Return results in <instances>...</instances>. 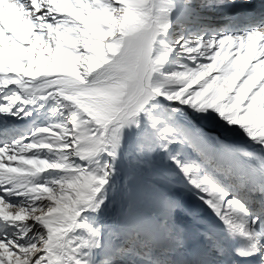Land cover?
Wrapping results in <instances>:
<instances>
[{"label": "snow or ice", "instance_id": "1", "mask_svg": "<svg viewBox=\"0 0 264 264\" xmlns=\"http://www.w3.org/2000/svg\"><path fill=\"white\" fill-rule=\"evenodd\" d=\"M0 264H264V0H0Z\"/></svg>", "mask_w": 264, "mask_h": 264}, {"label": "bare ground", "instance_id": "2", "mask_svg": "<svg viewBox=\"0 0 264 264\" xmlns=\"http://www.w3.org/2000/svg\"><path fill=\"white\" fill-rule=\"evenodd\" d=\"M260 7H261V0H254V10L258 12ZM237 11L244 13V12L249 11V10L248 9H240ZM218 21H222V18L221 19L215 18L213 23H216Z\"/></svg>", "mask_w": 264, "mask_h": 264}]
</instances>
